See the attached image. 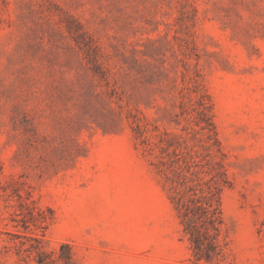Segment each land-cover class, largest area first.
Masks as SVG:
<instances>
[{
    "label": "rangeland",
    "instance_id": "rangeland-1",
    "mask_svg": "<svg viewBox=\"0 0 264 264\" xmlns=\"http://www.w3.org/2000/svg\"><path fill=\"white\" fill-rule=\"evenodd\" d=\"M42 262L264 264V0H0V264Z\"/></svg>",
    "mask_w": 264,
    "mask_h": 264
},
{
    "label": "trees",
    "instance_id": "trees-1",
    "mask_svg": "<svg viewBox=\"0 0 264 264\" xmlns=\"http://www.w3.org/2000/svg\"><path fill=\"white\" fill-rule=\"evenodd\" d=\"M212 214H213V216L211 218V223H212V226L214 227V229H217L215 213H212ZM41 264H46V263L42 262Z\"/></svg>",
    "mask_w": 264,
    "mask_h": 264
}]
</instances>
